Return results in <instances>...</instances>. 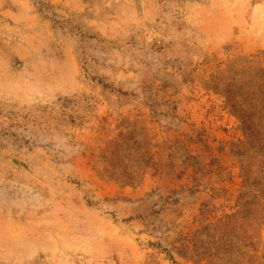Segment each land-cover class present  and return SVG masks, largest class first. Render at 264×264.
<instances>
[{
  "label": "rangeland",
  "instance_id": "obj_1",
  "mask_svg": "<svg viewBox=\"0 0 264 264\" xmlns=\"http://www.w3.org/2000/svg\"><path fill=\"white\" fill-rule=\"evenodd\" d=\"M0 264H264V0H0Z\"/></svg>",
  "mask_w": 264,
  "mask_h": 264
}]
</instances>
